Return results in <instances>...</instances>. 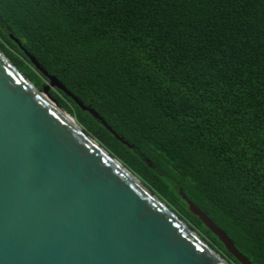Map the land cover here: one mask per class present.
<instances>
[{
	"label": "trees",
	"instance_id": "1",
	"mask_svg": "<svg viewBox=\"0 0 264 264\" xmlns=\"http://www.w3.org/2000/svg\"><path fill=\"white\" fill-rule=\"evenodd\" d=\"M228 264H264V0H0V52Z\"/></svg>",
	"mask_w": 264,
	"mask_h": 264
},
{
	"label": "water",
	"instance_id": "2",
	"mask_svg": "<svg viewBox=\"0 0 264 264\" xmlns=\"http://www.w3.org/2000/svg\"><path fill=\"white\" fill-rule=\"evenodd\" d=\"M11 38L48 83L38 90L0 52V264H228L72 122L50 89L132 149ZM179 193L227 252L249 264L226 233Z\"/></svg>",
	"mask_w": 264,
	"mask_h": 264
},
{
	"label": "bare ground",
	"instance_id": "3",
	"mask_svg": "<svg viewBox=\"0 0 264 264\" xmlns=\"http://www.w3.org/2000/svg\"><path fill=\"white\" fill-rule=\"evenodd\" d=\"M63 113V112H62ZM64 114V116L66 117V118H68L69 120H71V118L67 115L66 116V114L65 113H63ZM72 122H74L75 123V121H74V119H72Z\"/></svg>",
	"mask_w": 264,
	"mask_h": 264
},
{
	"label": "rangeland",
	"instance_id": "4",
	"mask_svg": "<svg viewBox=\"0 0 264 264\" xmlns=\"http://www.w3.org/2000/svg\"><path fill=\"white\" fill-rule=\"evenodd\" d=\"M47 84V83H46ZM51 90V89H50Z\"/></svg>",
	"mask_w": 264,
	"mask_h": 264
}]
</instances>
